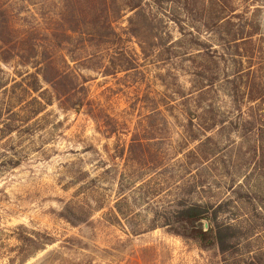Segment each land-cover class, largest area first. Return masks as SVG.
I'll list each match as a JSON object with an SVG mask.
<instances>
[{
	"label": "rangeland",
	"instance_id": "rangeland-1",
	"mask_svg": "<svg viewBox=\"0 0 264 264\" xmlns=\"http://www.w3.org/2000/svg\"><path fill=\"white\" fill-rule=\"evenodd\" d=\"M0 264H264V0H0Z\"/></svg>",
	"mask_w": 264,
	"mask_h": 264
},
{
	"label": "trees",
	"instance_id": "trees-1",
	"mask_svg": "<svg viewBox=\"0 0 264 264\" xmlns=\"http://www.w3.org/2000/svg\"><path fill=\"white\" fill-rule=\"evenodd\" d=\"M65 207L64 218L67 221L70 223L84 221L69 205L66 204ZM163 218L161 226L165 228L166 232L182 239L192 240L202 249H225L230 244L228 241L234 237L233 229L230 226L212 225L211 222H213L215 214L210 213L203 204L182 203L175 209L168 211ZM203 220L208 223L207 229L203 227Z\"/></svg>",
	"mask_w": 264,
	"mask_h": 264
},
{
	"label": "water",
	"instance_id": "water-1",
	"mask_svg": "<svg viewBox=\"0 0 264 264\" xmlns=\"http://www.w3.org/2000/svg\"><path fill=\"white\" fill-rule=\"evenodd\" d=\"M203 227H204V229H207V227H208V223L206 220H203Z\"/></svg>",
	"mask_w": 264,
	"mask_h": 264
}]
</instances>
